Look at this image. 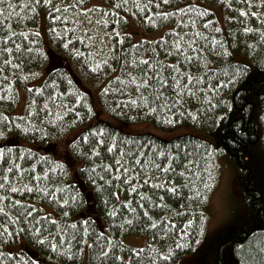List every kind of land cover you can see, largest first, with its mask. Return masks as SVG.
I'll return each instance as SVG.
<instances>
[{"label": "trees", "instance_id": "16d2710c", "mask_svg": "<svg viewBox=\"0 0 264 264\" xmlns=\"http://www.w3.org/2000/svg\"><path fill=\"white\" fill-rule=\"evenodd\" d=\"M137 2L139 8L134 7ZM62 3L73 0L0 3V167L18 163L24 170H0V178L9 176L0 183L24 189L0 190L8 217L0 214V264H84L86 255L88 264H177L197 248L206 229L204 208L215 187L218 156L231 159L249 184L255 177L250 159L259 154L258 123L264 118V4L83 0L64 8ZM97 5L108 15L92 11ZM216 6L224 9L223 23L213 10ZM182 18L185 24L195 20V27H184ZM131 20L149 34L162 35L135 41L128 31ZM205 20L211 24L205 26ZM173 29L181 34L180 50L171 43ZM186 32L200 33L192 45L199 68L184 61L191 55L184 43L190 39ZM126 59L128 72L137 77L132 62L144 60L191 74L194 82L181 75L180 87L189 85L195 95L177 97L170 79L164 98L153 103L150 92L141 98L128 83L122 67ZM19 91L26 97L22 112L17 111ZM177 99L183 102L175 104ZM114 122H147L163 132L191 127L202 136L187 131L172 139L152 132L131 134ZM62 141L64 159L55 152ZM158 152L194 161L186 178L167 176L178 186V195L145 183V174L153 183L165 182V175L152 166L167 162ZM116 159L128 168L126 174L115 166L106 169ZM136 160L143 163L136 167ZM8 197L25 203L20 211H35L21 216ZM245 205L247 217L233 221L237 231L219 237L225 256L215 257L214 264H264V190L251 189ZM101 234L111 241L107 256H101L96 243ZM129 236H143L147 244L141 249L128 246L124 239Z\"/></svg>", "mask_w": 264, "mask_h": 264}, {"label": "rangeland", "instance_id": "374dc122", "mask_svg": "<svg viewBox=\"0 0 264 264\" xmlns=\"http://www.w3.org/2000/svg\"><path fill=\"white\" fill-rule=\"evenodd\" d=\"M88 1L92 2V0ZM213 10L216 13L218 20L223 23L224 9L216 6L213 7ZM128 31L134 37L135 41H138L139 39H155L159 35H162V32L153 34L145 32L143 28L133 20L130 21ZM25 101V93L19 91L18 112L23 111ZM95 105L97 106L96 102ZM106 117L109 122L113 123L110 117ZM114 123L131 134L152 132L166 139H172L174 135L187 131L202 136L199 131L191 129V127L179 128L172 132H163L157 129L153 124L147 122L131 124L129 126H122V124L117 122ZM258 126L260 134L258 147L260 148V151L259 154L253 155L252 159H250V167L255 169V177H252L251 184L244 180L241 172L231 159L229 160L222 154L218 156L215 170V187L209 195L207 206L204 208L207 216L206 229L197 248L177 264H214L215 257L219 255L224 257L225 252L221 251L223 247L218 246L219 237L224 234H234L237 231V225H234L235 222H233L236 216L238 219L247 217V206L245 205L247 193L255 188L264 190V118L260 120ZM78 131L79 130L74 131L71 134H76ZM65 145L66 142L62 141L58 143V147L55 148L56 155L62 159L65 158ZM124 243L135 249H141L147 244V239L143 236H129L124 239ZM84 264H88L87 255Z\"/></svg>", "mask_w": 264, "mask_h": 264}, {"label": "snow or ice", "instance_id": "6c2138e0", "mask_svg": "<svg viewBox=\"0 0 264 264\" xmlns=\"http://www.w3.org/2000/svg\"><path fill=\"white\" fill-rule=\"evenodd\" d=\"M40 0H37V3H39ZM43 2L45 4H49L51 5L52 0H43ZM124 2L126 3L127 0H124ZM149 3L152 2V0H148ZM165 3L168 2V0H164ZM260 2L262 4H264V0H260ZM0 3H3V0H0ZM83 0H73L72 4H61V7L64 8H68V7H74V6H78L79 4H82ZM134 7L139 8L140 4L137 2L136 4H134ZM96 9H100V6H96L92 11H96ZM2 10V9H0ZM54 11H59L60 9L58 8H54ZM82 12L84 13H89L88 9H81ZM176 11L183 13L184 9L182 8H178L176 9ZM100 12L104 15L107 16L108 12L100 9ZM241 15H247V13L244 12L243 9H240ZM90 14V13H89ZM203 12L200 13V16H203ZM166 15V14H165ZM251 15L255 16L256 13L252 12ZM54 20H65L68 19L67 17H60V16H55L53 17ZM145 19L147 20L148 18L145 17ZM91 21H89L90 23ZM151 22V21H149ZM70 23H72V21H70ZM105 23H107V21H105ZM180 23L184 26V27H188L189 25H191L192 27H195L196 21L195 20H190L188 22V24L184 23L183 18L181 19ZM205 26H208L211 24V21L205 20L204 21ZM246 32L250 31V29L245 28L244 29ZM171 32H175V29L170 30ZM116 35H119V33H116ZM180 33L179 32H175V38L171 41L172 44H174L175 49L180 50L181 49V44L178 42V39L180 38ZM185 36H189L190 35V39L185 41V47L191 52V55L185 56L184 57V61L185 63L192 65L195 64V66L197 68H199L201 65L199 63V58H197L195 61L193 60V57L196 56V50L195 48L192 47L193 44H195V37L199 36L200 33L199 32H194V33H184ZM5 40H7V37H4ZM163 41V38H161ZM213 43H216L215 39H213ZM162 47L165 48V52H168V48L167 46H165L163 43L161 44ZM20 45H16V48H20ZM7 51H11V49H7ZM178 55L181 54L179 51L177 53ZM107 63V62H105ZM133 65L139 70V77L137 76H133L131 72H128L127 70V64L128 61L127 59L125 60V63L122 65V67H124L125 72L127 74L128 77V83H130L131 85L134 86V90L136 91L137 94H139L141 96V98H143V92H150V94H153L155 96V99H153V103H155L157 100L164 98L165 96V92H166V88L165 86L169 84V80L171 79L173 81V85L172 88L175 92V95L177 97H181L183 96L185 93H187L189 96H194L195 93L193 92L192 88L189 85H184L183 88L180 87L181 84V80L179 79V77L181 75H184L185 79L190 81V82H194L195 77L192 76L191 74H187L184 73L182 74L180 72V69L177 67H174L173 65L170 64H162L160 61H156L155 63L149 62L148 60H144V61H140V62H136L133 61L132 62ZM165 72L167 73V75H165ZM140 81L139 83L137 81ZM221 84H223V81H221ZM209 87H211V85H209ZM216 87H220V85H217ZM143 90V91H142ZM183 101L181 99H177L174 101L175 104H180ZM132 103H135V101L133 100ZM149 111H152L151 108H149ZM0 135H3V133H0ZM101 143H104V141L102 140ZM108 151L111 152L112 148H108ZM97 155H99L98 153H96ZM156 155L164 157V159L167 161L166 163H153L152 166L156 169L157 173H163L165 175V182L161 183L159 181L153 183L151 181L150 178H148L147 174H145V183H148L150 185H152L155 188H162L165 189L166 191L173 193V194H179L178 192V186L174 185V181L173 180H168L167 176L169 174H173L174 176H183V177H187L188 175V168H190L193 164L194 161L193 160H189L187 158V156L181 157L179 153H174L171 156H165L164 153H156ZM3 154L0 153V160H3ZM143 163L142 160H136V167H139L141 164ZM113 166H115L116 171L120 172L121 170L126 174L128 172V168L121 162L120 159H116L113 160L111 164L106 165V169H111L113 168ZM0 170L3 171H8V172H13L15 170H19L20 172H23V168L20 164L15 163L13 165L12 168H8V169H3L2 167H0ZM119 178V177H117ZM4 181H8L9 180V176H3L2 178H0ZM184 187H187V185H184ZM0 190H4V191H11V192H16V191H23V188H17V187H11L9 188L8 185L4 184V183H0ZM28 191H32L31 188L27 189ZM130 191H135V188L130 189ZM140 198L142 200H148L150 199V197L145 196L143 194H139ZM197 195H199V193H197ZM160 199H163V197H159ZM6 197L3 195H0V214H3L4 218L7 219V213L5 212L4 209V202H5ZM8 202H10L11 204H13V206L16 207L17 211H20L21 209L25 208V203L21 200H14L11 197L7 198ZM155 206V205H154ZM117 207H119V205H117ZM125 207H129V205H125ZM141 208L144 207V204L140 205ZM32 211H35V209L33 208ZM32 211H20V215L24 216H31L32 215ZM112 216H116V212H112L111 213ZM148 213L144 212V216H147ZM36 219H39V217H36ZM53 224H55V221H52ZM171 223H175L174 221H172ZM189 224H191V221H188ZM153 227H155V225H153ZM165 229H167L169 227V224H165L163 226ZM96 243L98 245L101 246V256H107L108 252H107V245H109L111 243L110 240H108L106 237H103V235L101 234V236L97 237V241ZM51 247L53 249L56 248V245H51ZM135 251V250H133ZM113 258L117 259V260H122L123 257L120 256H115L113 254Z\"/></svg>", "mask_w": 264, "mask_h": 264}]
</instances>
